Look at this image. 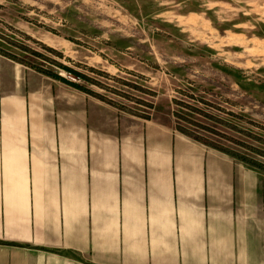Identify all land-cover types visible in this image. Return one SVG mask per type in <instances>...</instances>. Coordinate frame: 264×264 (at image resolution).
<instances>
[{"label":"crops","instance_id":"1","mask_svg":"<svg viewBox=\"0 0 264 264\" xmlns=\"http://www.w3.org/2000/svg\"><path fill=\"white\" fill-rule=\"evenodd\" d=\"M0 251L26 264H264V179L170 124L8 72Z\"/></svg>","mask_w":264,"mask_h":264},{"label":"rangeland","instance_id":"2","mask_svg":"<svg viewBox=\"0 0 264 264\" xmlns=\"http://www.w3.org/2000/svg\"><path fill=\"white\" fill-rule=\"evenodd\" d=\"M23 70L170 124L264 179V0H0V75ZM11 258L26 264L0 251Z\"/></svg>","mask_w":264,"mask_h":264},{"label":"trees","instance_id":"3","mask_svg":"<svg viewBox=\"0 0 264 264\" xmlns=\"http://www.w3.org/2000/svg\"><path fill=\"white\" fill-rule=\"evenodd\" d=\"M68 69V68H67ZM69 71H73V70H71V69H68ZM75 73V72H74ZM78 75H80L79 73H78ZM55 77H57L58 79H60V80H62V81H64V82H66V83H68V84H71V85H73V86H75V87H77V88H80V89H83L82 88V86H80L78 83H76V82H74V81H72V80H69V79H67V78H65V77H63V76H60V75H56Z\"/></svg>","mask_w":264,"mask_h":264}]
</instances>
